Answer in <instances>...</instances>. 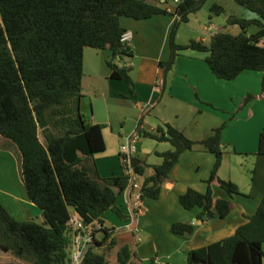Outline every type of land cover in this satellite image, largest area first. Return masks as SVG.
Wrapping results in <instances>:
<instances>
[{
    "label": "trees",
    "instance_id": "1",
    "mask_svg": "<svg viewBox=\"0 0 264 264\" xmlns=\"http://www.w3.org/2000/svg\"><path fill=\"white\" fill-rule=\"evenodd\" d=\"M207 1L173 0L176 7L169 11L151 0H0V137L15 147L22 181L44 218L42 223L35 219L20 222L0 203L1 252L22 264H71V219L78 214L86 227L98 226L81 264H112L99 249L116 245V227L107 225L103 216L111 211L121 221L132 220L118 206L130 181L126 175L102 178L98 174L94 159L106 150L104 127L86 122L81 102L87 48L111 52V79L128 83L134 91L132 69L125 58H133L135 50L131 43L122 41L127 34L122 18L177 17L170 34L171 56L160 63L165 85L183 53L194 51L207 54L205 62L220 80H235L245 71L262 73L264 99V0H235L256 16L228 17L229 26L240 28L239 35L223 31L213 34L207 43H176L180 25L189 23L190 16L200 12ZM224 12L219 4L210 8L211 17ZM252 27L258 31L249 36ZM255 98L248 95L239 110ZM141 126L137 128L140 137L167 142L172 147L158 153L162 163L152 167L151 176H145L147 167L133 157L132 166L142 177V201L159 199L180 156L201 145L215 156L206 181L207 192L188 189L180 197V204L187 211L200 208L198 220L202 223L215 218V211L219 219H226L234 196L241 193L235 183L218 177L225 154V124L200 142L192 141L170 124L160 127L157 133L145 132ZM257 155L264 156V132ZM88 161H92L91 167ZM215 183L228 199L215 200ZM247 220L233 236L189 252L187 264H263L264 197L257 212ZM194 229L193 224L175 223L171 231L191 235ZM136 258L137 253L124 246L117 254V264H137Z\"/></svg>",
    "mask_w": 264,
    "mask_h": 264
},
{
    "label": "crops",
    "instance_id": "2",
    "mask_svg": "<svg viewBox=\"0 0 264 264\" xmlns=\"http://www.w3.org/2000/svg\"><path fill=\"white\" fill-rule=\"evenodd\" d=\"M151 2L169 11L176 6L175 2V6L168 5L166 0ZM220 3V0L207 1L204 8L209 16L211 6ZM202 10L190 16L188 25L203 33L196 41L207 43L221 28L214 24L211 16V27H207V14L202 15ZM246 17L254 18L249 11ZM176 21L175 15H159L147 20L122 18L121 23L131 35L130 43L135 50L133 58H125L126 65L132 69L134 91L128 83L111 79L112 71L108 66L111 52L85 49L81 113L87 123L104 127L106 144L105 152L94 159L98 174L102 178L125 175L121 146L137 134L140 123L142 130L150 133H157L160 127L170 124L196 142L225 124L222 134L225 154L218 177L235 183L241 194L234 196L232 211L226 219H219L215 211V218L200 222L201 209L185 210L180 197L188 189L201 194L207 192L206 181L211 176L215 156L201 145L184 152L169 174L170 181L163 185L159 199L143 201L139 217L125 222L111 211L103 216L106 222L110 220V227H116L117 242L113 248L104 246L99 251L107 258L115 255L116 263L119 250L129 246L138 255L134 259L137 264H187L189 252L233 236L247 223V217L257 212L264 197V156L257 155L260 135L264 132L263 74L245 71L235 80H220L205 62L206 56L187 51L165 85L160 63L167 62L171 56L170 34ZM87 76L106 83H88L85 88ZM248 95L256 98L238 110ZM0 147V203L20 222L35 219L42 223V211L31 202L22 181L15 147L1 137ZM171 149L167 142L141 136L134 156L147 167L145 176H151L152 167L162 163L158 153ZM91 162H87L89 167ZM138 181L141 183L142 177L138 176ZM213 192L215 200L229 198L217 183L213 184ZM129 195L128 198L123 195L118 206L124 215L132 217L133 200ZM175 223L193 224V234L172 233ZM13 262L19 260L0 251V264Z\"/></svg>",
    "mask_w": 264,
    "mask_h": 264
},
{
    "label": "built area",
    "instance_id": "3",
    "mask_svg": "<svg viewBox=\"0 0 264 264\" xmlns=\"http://www.w3.org/2000/svg\"><path fill=\"white\" fill-rule=\"evenodd\" d=\"M179 2V0H175ZM130 34H125L122 41L130 44ZM140 136L136 134L130 137L127 142L121 146V158L123 162V168L125 175L129 177V188L123 193L126 198L132 197V219L139 217L143 212L142 197H141V183L138 181V175L136 174L133 166L132 159L136 151V142ZM133 194V195H132ZM73 226L74 238L71 252V264H81L82 260L93 243V233L98 228L97 225H91L86 227L80 220L78 214H74L71 219Z\"/></svg>",
    "mask_w": 264,
    "mask_h": 264
},
{
    "label": "rangeland",
    "instance_id": "4",
    "mask_svg": "<svg viewBox=\"0 0 264 264\" xmlns=\"http://www.w3.org/2000/svg\"><path fill=\"white\" fill-rule=\"evenodd\" d=\"M221 1V5L225 8V12L223 14H221L220 16H212L211 18H214L215 19V22L214 24L216 26H218L219 28H221V30L219 32H223V31H228L230 34L232 35H239L241 33V30L238 26H229L228 23H227V20H228V17L231 16V15H235V16H238V17H246L247 16V13L248 11H246L244 8L240 7L235 0H220ZM168 5L170 6H175L174 5V2L173 0L169 1L168 2ZM176 7V6H175ZM203 14L202 15H206V24H207V27H211V23H210V16L209 14L206 12L207 10L204 8L202 10ZM206 13V14H205ZM210 13V12H209ZM253 17H256L253 13H252ZM209 16V17H208ZM247 18V17H246ZM1 19V18H0ZM1 21V20H0ZM258 31L257 28L255 27H252L249 29L248 31V35H252L254 33H256ZM205 34H208L210 32H204ZM201 32H198V30H195L194 27L192 26H189L188 23L187 24H181L180 25V28L177 32V37H176V43L178 44H188L191 40H195L198 36H200ZM264 43V42H263ZM262 43V44H263ZM264 45V44H263ZM197 54H200L201 56L205 57L207 56V54H203V53H198L196 52ZM84 83H85V88L87 87L88 83L89 85L91 83H106V82H98V81H93L92 79H90L89 76H87L84 80ZM241 106V105H240ZM240 106H239V109H240ZM238 109V110H239ZM236 113H234L233 115H235ZM225 150V149H224ZM234 157V156H233ZM109 215V213H108ZM108 222H110L109 219H107ZM107 222V225H110V223ZM98 237H101L100 233H97L96 234ZM106 250V249H105ZM112 249L108 250V251H111ZM109 261L112 263V264H117L116 263V260H115V255L111 258H108ZM20 264V261L19 262H13V264ZM22 263V262H21ZM7 264H10V263H7Z\"/></svg>",
    "mask_w": 264,
    "mask_h": 264
},
{
    "label": "water",
    "instance_id": "5",
    "mask_svg": "<svg viewBox=\"0 0 264 264\" xmlns=\"http://www.w3.org/2000/svg\"><path fill=\"white\" fill-rule=\"evenodd\" d=\"M120 66H122V64H120Z\"/></svg>",
    "mask_w": 264,
    "mask_h": 264
}]
</instances>
